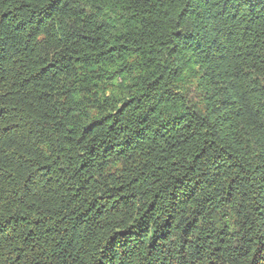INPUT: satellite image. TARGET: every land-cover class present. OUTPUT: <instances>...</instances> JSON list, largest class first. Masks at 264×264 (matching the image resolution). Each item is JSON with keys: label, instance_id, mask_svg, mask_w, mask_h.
I'll list each match as a JSON object with an SVG mask.
<instances>
[{"label": "trees", "instance_id": "obj_1", "mask_svg": "<svg viewBox=\"0 0 264 264\" xmlns=\"http://www.w3.org/2000/svg\"><path fill=\"white\" fill-rule=\"evenodd\" d=\"M0 264H264V0H0Z\"/></svg>", "mask_w": 264, "mask_h": 264}]
</instances>
